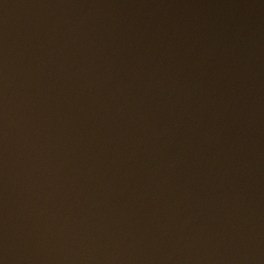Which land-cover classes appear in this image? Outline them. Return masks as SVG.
I'll list each match as a JSON object with an SVG mask.
<instances>
[{
    "label": "water",
    "instance_id": "95a60500",
    "mask_svg": "<svg viewBox=\"0 0 264 264\" xmlns=\"http://www.w3.org/2000/svg\"><path fill=\"white\" fill-rule=\"evenodd\" d=\"M0 264H264V0H0Z\"/></svg>",
    "mask_w": 264,
    "mask_h": 264
}]
</instances>
